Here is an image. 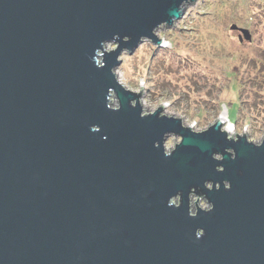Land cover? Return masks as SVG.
Returning <instances> with one entry per match:
<instances>
[{"label": "water", "instance_id": "1", "mask_svg": "<svg viewBox=\"0 0 264 264\" xmlns=\"http://www.w3.org/2000/svg\"><path fill=\"white\" fill-rule=\"evenodd\" d=\"M194 1L0 0V264H264V131L144 111L111 74Z\"/></svg>", "mask_w": 264, "mask_h": 264}, {"label": "rangeland", "instance_id": "2", "mask_svg": "<svg viewBox=\"0 0 264 264\" xmlns=\"http://www.w3.org/2000/svg\"><path fill=\"white\" fill-rule=\"evenodd\" d=\"M156 32L163 45L144 39L131 53L122 52L116 68L127 87L139 91L143 85V110L163 104V112L195 129L226 111L224 125L231 120L236 133L244 129L249 139L259 141L264 131V0H196L185 5L172 26ZM177 140L169 134L164 145L169 149Z\"/></svg>", "mask_w": 264, "mask_h": 264}, {"label": "clouds", "instance_id": "3", "mask_svg": "<svg viewBox=\"0 0 264 264\" xmlns=\"http://www.w3.org/2000/svg\"><path fill=\"white\" fill-rule=\"evenodd\" d=\"M115 40H116V38H114V39H112V40L101 41V47L95 51V56L93 57V59H94V61H95V65H96V67H98V68H103V67H104L105 64L102 62L101 55L103 54V60H104L105 53H108V52H110V51H112V50L115 49V43H114ZM111 74L113 75V77H114L115 81L117 82V84H120L121 86H124V84H125V80H126V77H125L124 73H123L120 69H112V70H111ZM141 83H143V82H141ZM112 91H113V89H109V91H108V96H107V100H108V105H107V106H108L109 108H110V106H109V100L111 99V97H110L109 94H110ZM120 108H121V103H120V101H119V104L117 105V108H116V109H111V108H110V109H111V110H119ZM97 127L99 128L98 125H91V126H90V130L93 131V132H98V131L96 130ZM177 149H178V147H175V146H174L172 152H169L168 154H165V153L163 152V154H164L165 157H171V156L173 155V153L177 151ZM212 154H213V153H212ZM235 158H236V156H235ZM235 158H233V160H234ZM217 159H219V156H217ZM225 181H227V180H225ZM225 181H224V182H225ZM224 182H223V185H224ZM227 182H228V184L230 185V182H229V181H227ZM216 184H217V186H218L217 189H219L220 184H219V183H216ZM223 187H224V186H223ZM230 187H231V185H230ZM230 187H228V188H225V187H224V188L227 190V189H230ZM171 197H172V196H171ZM171 197H170V199L168 200V204H169L170 206H172V204L170 203ZM176 207L178 208V207H180V206H176ZM202 207L207 208L208 210H207V211H204V212H205V213H208V212H211V211L214 209V204L211 203V202L207 199V203H206V204H203ZM204 234H205L204 229L199 228V229L196 230L195 236H196V238L199 239V238H202V237L204 236Z\"/></svg>", "mask_w": 264, "mask_h": 264}, {"label": "bare ground", "instance_id": "4", "mask_svg": "<svg viewBox=\"0 0 264 264\" xmlns=\"http://www.w3.org/2000/svg\"><path fill=\"white\" fill-rule=\"evenodd\" d=\"M221 117L226 118V111H223ZM226 121H227V124L224 127H226V129L228 130V132H231L234 129V125L232 124V122H230L228 120H226Z\"/></svg>", "mask_w": 264, "mask_h": 264}, {"label": "trees", "instance_id": "5", "mask_svg": "<svg viewBox=\"0 0 264 264\" xmlns=\"http://www.w3.org/2000/svg\"><path fill=\"white\" fill-rule=\"evenodd\" d=\"M239 107H240V105H239ZM238 110H239V108H238ZM231 121V120H230Z\"/></svg>", "mask_w": 264, "mask_h": 264}]
</instances>
